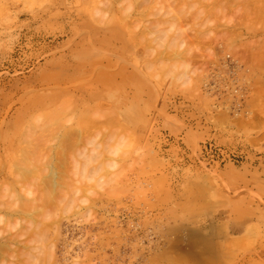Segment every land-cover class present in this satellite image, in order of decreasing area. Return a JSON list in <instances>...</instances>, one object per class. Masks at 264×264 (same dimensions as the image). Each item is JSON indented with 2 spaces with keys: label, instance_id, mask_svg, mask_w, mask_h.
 Instances as JSON below:
<instances>
[{
  "label": "rangeland",
  "instance_id": "1",
  "mask_svg": "<svg viewBox=\"0 0 264 264\" xmlns=\"http://www.w3.org/2000/svg\"><path fill=\"white\" fill-rule=\"evenodd\" d=\"M26 1L0 0V10L2 11H0V133H4V136L0 134V136L2 135L4 137H0L2 138V140L0 139V147L3 148H0V183L2 181V183L7 182V185H12L11 181L14 182L15 176L13 173L17 172V170L15 171V168L20 170V166L18 163H16L14 165L15 168L14 166H11L13 167L14 171L8 169H11L10 164L13 161L14 163L17 162V159L20 158V155L17 156L16 153H14L15 150H13V148L16 149V144L21 146L20 144H23V141H27L25 140V137H28L30 135V131L32 130L31 127H33V129L36 126L38 128L43 127L40 123L39 124L42 127L38 126L37 123L39 120L37 121L36 119L42 120L43 118L44 121L41 122L40 120L41 123H45V121L49 122L46 123V125L43 124L44 126L47 127V124L48 126L51 125L49 126L50 128L53 126L52 130L54 132L52 133L50 128H43V130H45V128L48 129L47 131L45 130L46 134L48 133V131H50V135L56 132L54 135L55 137L53 135H51L53 137L48 134L46 135L47 137L49 136L48 142H46L47 139L44 140V137H46L44 136L45 134L43 135V139H38L41 142H46V147L51 145L48 148H45V146H43L42 144L43 147L41 148L46 149H44V152H50L47 153V156L52 153L50 149L53 151L54 149H56V146L58 147L61 143L62 145L63 143L65 145L67 141H71V139L68 138L67 140H65L64 135H66L67 137L69 133L77 132L78 134L72 133V135L74 134L73 137L71 136V134H69V136L73 138L72 141L78 142V138L75 136H78L79 132L82 133V126V131L84 132L79 136H83V139L78 136L79 139L82 140V142L78 143L80 144L81 150L84 149L85 154L88 151L91 152L93 149H95V144L97 143V141H99L98 143L102 145L101 148L97 144L98 147L101 148V150H104V144H106L110 140L109 137L111 135L113 136V134L116 133L119 137L117 136V138L116 134L114 136L117 139L114 136H111V143L117 142L116 145H114L117 146L118 144L119 148L117 147L116 149L115 146L113 148V145H111L110 143L109 145H106H111L113 150L112 152L114 153V149L117 150L116 154L118 159L116 157V154L113 153V156H115L116 159L120 160L121 162H116V159H112L116 161L112 162V160H110L113 164L109 163V166H111L112 168L116 166L115 169L117 170L113 169L110 171H120L118 174H121V176H119L118 174L114 176L116 173H111V175H109L110 171L108 170L109 177L106 178L103 175V178H106L104 179L105 182L109 178V180L111 181L114 177H116L117 179V177L119 176L117 180L115 179L118 183H115V181L113 180L114 183H111V181V185H108V182V184L105 182V185H103V180H101V178H98L102 181L100 185L101 188H98L99 185L95 187V185H93L92 183L98 180H92V182L91 180H89V183L91 182L90 184L98 189H94L93 186L89 187H93L94 191H96L92 192L93 197L90 196L89 199L92 198L94 199V201H99L95 202L96 205L93 204L92 208L90 207L92 206L90 205V203H94V201H90L89 204L86 203L85 205H87L89 209H95V207L98 206L100 209L96 207L98 209H95L96 211L93 209V212L95 211L96 213L99 210V214L95 215V217L93 216L88 218L90 214L94 215V213H92L91 209L87 210V207H85V205L83 204L81 207L82 209L80 210L79 205L81 204L79 203L78 205L77 202L79 208L75 211L78 212L80 210L79 213L81 214L83 213L82 211H85L82 215L77 216L78 213L75 212V214H73L74 216L71 215V217L70 215L68 217V214H63L66 218H64L63 215L61 216L63 218V220L61 219L60 222L62 223L61 227H63V229L61 228L63 233L62 236H66L65 238L62 237L63 243L61 241L64 246L60 243L61 248L64 247L63 251L73 248L71 250L72 252L70 251V253H73L72 255L76 256V254H82L88 247V249L95 255L94 263L97 262L95 264H103V262L105 264H264V67L260 68L261 66H264V60H260L262 62V64H260V67L257 66V64L259 65L260 63L258 61V58L262 55V59L264 57V49H262L263 51L261 52L259 51L260 56L256 50L260 49L261 47L263 48L264 46V20L262 21V16L260 17V13L262 15L264 14V11H262L264 6H262L263 8H260L262 10H259V13L257 12L259 14L260 20L257 17L258 15L256 17L259 22L257 19L255 20L253 16L256 13V11L254 10L259 9V6H261L260 3L264 1H259L258 4H256V8L255 5H253L254 10H252V7L250 8L251 11L246 8L249 12H244L241 10H246L245 7L240 6V3L243 0H240L241 2L239 3L237 2L241 9L235 7L238 6L235 5L236 1L234 4V8V1L232 0L233 3H231V6L233 7V12H231L232 8L229 10V8L231 7L229 6L230 4L228 5V8L226 5L227 10L226 8H222V10H219L220 7H224V5H220V7L216 6V14L220 11L219 13L222 15L223 10L231 12H229L230 14L227 12L228 15L224 16L225 19H229V17L232 16V13L234 15V11L236 9V11H238V9L239 11L235 14V16H233L234 19H227L228 21L218 13V18L216 16L214 18L217 21L215 23L214 19V21L209 19L211 18L209 14H211L212 12L209 13L210 10L208 11L207 7L204 9L202 8V5L205 4L209 6L210 1L205 4L204 2H202V0V3L199 0L194 1V6H196L199 1L202 6H199L198 3L200 9H203V12L206 10L207 13H209L207 14L208 19L210 20V22L213 21L212 23L215 24V28L219 29V27H222V35L226 34L224 33L225 31L229 33L228 28L231 29V27L235 25V23L237 25V20L239 21L237 16L240 17V12L249 14L248 16L247 14L244 15L247 22L249 21L248 19H252L251 16H253L254 19H252V21L255 20V24L251 22V25L254 26H252L249 32L248 30L250 29V26L246 25L247 22H244V16L242 17L241 14L240 19L242 18L245 24H241L240 22V24L238 25H246L247 30L245 28L246 26H243L241 30L240 26L238 27L235 25V28L238 29L236 30V33H233L232 31L234 30L235 32L234 26L232 27L233 29L230 30V32L235 34L234 36H236L238 34L237 32L241 33V30V34L242 36H245V38L243 37V39L242 36H239V38L243 39L242 41L245 40L244 42L248 41V43L250 44H244V42H242L239 38H236L238 36L234 38H236V40L239 39L237 41L238 43L239 41H241L242 43L238 44L234 40H232L234 41V43H232L231 39H233V37H231V35L233 36V34L230 33L231 35H229L227 33V35H229L231 38L229 39V43L231 42V44H233L232 46L237 47V50H232L233 52L230 50L232 52L230 53L228 49L231 47L229 46V43H225L227 41L225 39L229 38L227 37V35H223L226 36V38L220 36L221 39L217 40V43L212 45V42L216 40H212L211 37L214 35L218 36V34H216L217 32H215V28H211L209 26L212 24H206L207 22H209L208 20L205 22V20L207 19L204 16L206 15V12H204L205 14L203 15V17H205L206 19H200L199 16L202 14V12L198 14L197 18L199 19L195 20L194 15L193 17L195 22H193V18L191 19L194 27L190 26L191 28L193 27L192 29L194 30V33L196 31V27H198L202 23L200 20L204 21L205 24L208 25V28H211H209V30H206L207 27L203 23L201 24V26L203 27L204 25V27H206L205 29H203L202 27H198V29L200 28L198 30V32H200L201 34H198L200 37H205L207 36V33L211 32L210 34L212 36L208 34L209 36H211L209 37L210 39L208 38L209 40H212L211 44L208 43L210 41H208L206 37L205 39H207L206 41L208 42L204 41L205 39L203 37L202 38L204 40L202 38L201 40L198 36L196 37V39L204 41V44L208 43L212 47L214 46L213 48H215V50L208 44L206 45L207 47L213 49L214 52H211V50H207V47L206 50L207 53L211 52L213 53V55H215L216 53L215 58L212 54L211 55L213 60H217H215V62L210 59L209 62L208 59L207 61L205 60L206 55H208L203 52L205 50V47L202 51V48H200V46H202L201 43V45H198L199 48H196L197 46H194L192 42H197L199 44V42L201 41H196V39L190 40V37H188V35H185V37L184 34H190V32L188 31L192 32L190 27H185L188 28V30L186 31L185 29L186 33L183 34V38L185 37L184 39L187 40H184L185 43L183 44V46L185 47L187 44L188 46H190L189 43H192V50H194V48L196 49L194 50V52L197 51V49H201L200 51H198L200 53L203 52L206 54H204V56L203 54H197L195 52L199 56L203 55L202 57L200 56V58L202 59L199 61L195 59L197 55L194 57V60L193 58H188L191 55H189L188 57L186 56L191 64L190 66L189 62H187L186 59H184L185 63H183V60L181 59L184 57H180L181 59H176V52L171 53V50L169 49L171 56L174 54L173 57H175L178 62L182 61L181 63H178L176 61L175 68L180 64L182 65V63L184 64L182 68L184 67L186 69L187 65L191 67H189L190 71L188 66V71L185 70V73H188V75L186 74L187 76H185V78L187 77L189 81L187 80V78L181 79L184 75V72L181 74L179 72H182V70L184 71V68H177V70L179 71L176 70L177 74L179 73L180 77L182 76L181 78H179V74L177 75L176 73L170 71L169 65L173 68L174 66H172L171 62L168 60L170 58H166L169 55H164L166 59L162 55L164 51L167 52L168 49L165 50L161 48V50H164L162 52L159 50V47L156 44H154L156 45V47L152 45V47H154L156 50L155 52H158L156 49L158 47V53H162L161 56L165 59V61H169H166V63H169V65H166V68H163L161 65L163 64L164 60L158 61L156 60L158 59V57L156 56L155 60L160 63L162 62V64L158 63V65L160 64L159 67L161 66L162 68H158L157 66H155L158 70L161 69V74H149L147 70H145V63L151 62L153 64L154 62V65L157 64V62H155L153 58L156 53L154 55L152 54L153 56L151 55V58H149V55L153 53L152 51H154V48H151L152 51H150L149 55L147 54V58L146 53L149 50L144 48V46H137L130 38L128 26H132V23H138L139 28L134 25L132 27H136L137 29H135L138 30V32L140 31V33H143V31H149L151 30L152 26L155 27V25H157V23H154V20L157 21V16H159V20L167 16H164L163 13L160 14H163L161 18L158 13H156V18L154 17V15L156 14L147 15V13L152 12L151 10L157 9L156 12L159 11L160 13L161 9H163V5H161V8L159 7L160 9L157 5V8H154L155 1L153 0H143L144 2L153 1L152 3L150 2L151 6H153L151 8L153 9L150 8V3L148 4V2H146L147 4L139 2L137 4L136 1L142 0H134L136 3L135 5L134 3L132 4V0H126L127 2H129L127 4H130V10L132 14H130V10L129 13L128 10H125L127 9L126 7L125 9L123 8L124 6H128L125 3V0H119V2H117L119 5L116 3L117 0H113L114 2L112 0V2L110 0H107V2L109 3L108 7L109 5L110 7L111 5H113L112 9L114 8V11L110 8H107V11L105 9L106 13H109H105L106 16L108 15V19L111 18L109 22H107V18L103 19V17L106 16L105 14H102L103 12H105L103 9L107 5L106 0L105 2L104 0H101L103 1V3L100 1L97 2V0H82V2L80 0ZM90 1L92 4L88 5L86 2L90 3ZM173 1L174 0H172L171 3ZM179 1L180 0L176 2H183L184 5H187L186 3H184V1ZM190 1L191 2L189 3L193 2V0ZM216 1H218V4H221V1L222 4L223 2H225V0ZM83 2L86 3L85 6ZM27 3H31V5H28ZM97 3L98 5L99 3L103 4L104 7L102 8L100 6L102 8L101 9L97 5ZM131 4L133 6L135 5L136 8H133ZM183 4L181 5L182 7ZM193 4H188L189 9L185 7V9L187 8V12L184 16L187 15V17L182 16L183 19L188 18V16H190L192 12L195 13V10L200 11V9H198V6V8L196 7L197 9H194V11L190 10V6H192ZM173 5L174 4H172L171 6L170 4L167 5V7L170 6L171 8L173 7ZM97 6L99 9H96ZM210 6L212 7L211 4ZM120 7V11H127L126 13H123V16L124 14L127 15L125 16V18H127V21L125 20L124 24H122L123 22L120 18L122 17V15L120 14L122 13V11H119ZM86 9L90 10L88 11V13L90 12L89 14L87 13ZM100 9L103 10V12ZM144 9H147V11H145ZM165 9L168 10V8L164 7L163 10ZM94 10H100L101 13H99V16L101 17L99 18H102L103 20L107 19V21H105L104 23L102 22V19L98 20V17L93 18L95 17V15H98V11L95 12ZM141 10H144V15H146L147 17L145 16L143 18V15V19H139L143 14V12L142 14H140ZM188 10L191 11V14L188 13ZM211 10L214 9L211 8ZM110 14H113L112 17ZM224 14L225 12L223 13V15ZM212 15L214 14L212 13ZM246 16L248 17V19ZM128 17L131 18L129 19ZM112 18L113 21L112 23H110ZM125 18L123 17V19ZM220 18H223V20L218 22ZM95 19L96 21H98L96 22ZM162 19L160 20V22H164V19ZM188 19L187 24L189 23L192 25V22ZM151 20H153V24L155 25H152L151 23L152 26L150 27L149 25L150 29L145 30V28H149L146 26H148V24L152 22ZM233 21L236 22L233 23ZM184 22L186 21L184 20L183 23ZM225 22H227L229 25L231 23V26H227L228 30L224 31L226 27H224L223 24L225 25ZM216 23L218 27H216ZM179 25L181 26L180 23ZM140 28L144 30L142 31ZM182 29L183 27L181 28V30ZM201 29L204 32H201ZM212 31H214L215 34L212 33ZM252 31H257V34L254 32V35ZM181 32H183V30ZM198 32L196 31V33ZM150 33L151 32L149 31L146 33V35H150ZM190 36L194 37L195 35ZM217 36L214 39H219V37ZM147 37L149 38V36ZM171 37H173V34ZM223 39L225 41H223ZM223 42L228 46L224 47ZM251 42L253 44L255 42V46L258 45V48H254V50H256V53L254 52L255 54H257L256 56L254 55L252 50V48L255 46ZM235 43L237 44L235 45ZM240 45H242L241 49L239 48ZM250 46L252 48H250ZM182 47L181 49H179L180 51H183L186 48L185 47L183 49ZM225 48L228 49L225 50ZM192 50L190 47V52L194 54ZM185 51L187 50H184V52ZM187 52L188 54L190 53L189 51ZM242 53H245V56ZM247 53L249 56L246 55ZM184 54L186 55L187 53ZM227 54H234L233 56H237L238 60L235 59L236 57L234 58L230 55L226 56ZM250 55L253 57V60L254 57H257V60L253 61L256 63L251 62L252 60H250ZM199 56L197 57V59H199ZM247 56L250 59L247 60V64H245ZM203 57H205L204 60ZM238 57H241L242 59L243 57H246V59L244 58L245 61L240 60V62ZM249 64L251 67L253 66V64H256V66H253V68L255 69L257 67V70L255 69L254 71L253 68H247ZM258 67L260 68V70ZM164 69L167 70V72H165ZM245 69L247 70L245 71ZM163 71L165 73H163ZM191 71V76H194V78H191V76L189 77V72ZM203 71H206L204 75L201 74ZM249 72L254 74L250 75ZM197 73H199V75ZM247 73L249 74V76ZM175 74L178 79L175 78ZM196 75H198V77L200 76L199 80L197 79L198 77H195ZM195 78L197 80L193 81ZM191 81H193V85L196 84L197 86H193L192 84L190 86L189 84L191 83ZM190 87H196V90L199 89L197 90L199 93H196L197 91L194 92L195 88L191 89ZM191 90H194V93ZM71 93L72 96L74 94L76 97H71ZM65 95L68 97H66ZM65 97L67 99H64ZM67 100L72 103L67 104L69 103ZM53 105H55V107ZM61 106L64 108L66 107L65 109L67 110L71 108V106L73 107L68 110H71L69 113H65L68 111L64 110V108L62 109ZM51 109L56 110V112L58 113H54V110L51 111ZM96 111L98 112V115L97 113H95L96 115L94 114V112ZM46 112H51L53 115L51 113L47 114ZM59 112H63L64 114L62 115V113ZM100 112L101 115L103 114L105 116V120H100L101 117L104 118V116H101L99 114ZM111 112L113 113V115L111 114ZM33 115L36 117V119ZM93 115H95L96 117H93ZM108 115H112V118ZM43 116L46 118H44ZM59 116L60 120L58 121ZM64 116L67 117L64 118ZM55 118H57V120ZM107 118L110 120H108ZM65 119H67L68 123L65 122ZM80 119L82 121H80ZM83 120L86 121L85 124ZM32 121L34 122L32 123ZM56 121H58V123ZM114 121L116 122L117 126ZM81 122L83 123V125ZM103 122L106 124H102ZM107 122L110 125L107 124ZM76 123H79V125ZM11 125L12 127H10ZM106 125H108V127ZM8 126L10 127V129ZM76 126H80L81 129L78 130L79 132L75 130L77 128ZM37 127L36 129H38ZM15 128L19 130L16 131ZM28 128H31L29 129L30 131H27ZM69 128L70 130H67ZM25 129L27 132H29V135H27L28 133L25 132ZM104 129L110 135L105 134L106 132L104 131ZM9 130L12 131V133ZM34 130L32 131V134ZM19 131L20 134L17 133ZM24 132L25 137L23 136ZM42 132L37 133L42 135ZM9 133L11 135H9ZM57 133L59 134V136ZM38 134H36L37 138L39 137ZM99 135L100 137L97 138ZM36 136L33 137L32 135L33 138L31 136L28 138V140H30L31 138L33 139L30 140L32 145H35L36 143V141L35 143H32L34 142V138L36 140ZM126 136L128 139L127 141H125L126 143L123 144L126 146H128L129 143L132 144L131 147L130 145L128 146L130 149L127 148L129 150L128 153L126 151L127 149L124 150L125 148L122 147V143L120 144V141H124ZM11 137H13V140H11ZM17 137L20 139V142L23 139L22 143L18 142ZM9 139L12 145L9 143ZM55 140L56 142H58L56 143ZM3 141H6V143L3 144ZM72 141L67 143H73ZM92 141L94 144L92 143ZM41 142L37 143V145L41 144ZM26 143L30 145V142L27 141ZM26 143L21 146V148H23V146L26 145L24 146V149H22V151H24L25 148L28 150V145ZM92 144L94 145V147L90 151L91 147L93 146ZM89 145L92 146L90 147ZM11 146H13V148ZM9 147H11V149ZM80 148H78L77 146V149H79L78 151H80ZM108 148L109 147H107V151H105L106 153L103 154L105 157H107L110 153ZM7 149H9V152L10 150H13L9 154L11 159L7 156L8 153H4V151L8 152ZM18 150L21 151L19 147ZM118 150L122 152L118 154ZM30 151L31 153H35L36 150L32 151L31 149ZM30 151L28 150V152L26 151L22 153L28 154ZM93 151H95L96 153L100 150L98 151L96 148ZM21 152H19V154ZM122 153L126 155L121 156L120 154ZM41 154L42 156L39 157V159L37 158L38 160H34L38 162L39 160L41 161L47 158L46 156H44L45 158L42 159L43 154L45 153L42 152ZM24 155H22L21 158H25L26 156ZM29 155L30 154H28V156ZM12 157L14 159L17 158L15 159L16 161ZM32 157L34 158L35 156H31L30 160ZM66 157L69 159L70 157H72V155L69 154V157ZM73 157L77 158L75 155ZM110 158H112V155L110 156ZM49 159L51 158L49 157ZM70 159L69 161H67V164L65 163L67 167L65 168L67 170L74 169L71 166L72 160ZM46 160L48 162V158ZM7 161L10 162V164ZM45 161L43 166L46 164ZM124 161L125 164H123ZM42 162L43 161H41L40 164ZM68 162H70V164H68ZM115 163H119L121 165L119 166ZM109 166H107V169ZM121 167L122 171L120 169ZM49 169H45V171L47 170L45 172L47 173V175ZM25 170L26 169H23V174L28 171L26 170L25 172ZM77 170L73 171H75L76 173ZM105 170L106 169H104L102 172H105ZM141 170L144 172H142ZM20 171L17 174H20ZM31 171L29 173H31ZM65 173V176L71 174L72 178H70L71 176L69 177L70 179L68 178L69 181L71 180V183L69 185H72L74 187L77 184L78 186L81 185L79 183V178H81L80 175L84 174L85 172H79L80 174L76 173V175H74L72 171L68 174L67 172ZM105 175L107 176V171ZM101 176L102 175H100V177ZM12 177L14 180L11 179ZM49 177L50 172L49 175L46 176V178L43 180V182H47L48 178L46 189L48 188L52 190L53 185L51 186L52 183L49 184V181L53 180L54 177H52V175L50 179ZM65 178L67 179V177ZM74 178H78V180H75ZM4 179L7 180H5L4 182ZM8 181L11 183H9ZM65 181L66 180H64V182ZM17 184L18 183H16L15 185L17 186ZM107 185L110 188L106 187L105 190L104 187ZM81 186L83 187V185ZM11 187L13 188V186ZM82 187L79 186L80 189ZM84 189H86V191L89 190L87 188ZM107 189H110L109 192L112 191L113 193H109ZM92 193H90V195ZM87 194L88 193L85 194L84 191L85 196L82 195L84 196L83 198H85ZM1 195H3V193H1ZM4 195L3 198L0 196L4 201H7L8 198L11 197L10 195L14 196L13 194H7L8 198H5ZM11 199L12 200L10 201H13V197H11ZM1 200L0 203L2 204L4 201ZM78 200L82 201V198H79ZM7 202L6 204H8ZM3 204L4 206H6L5 203ZM0 210V214H2V216L6 214L4 212L6 210L5 207L2 208L1 206ZM86 214L89 215L87 216ZM83 215H86L87 217L85 218V216ZM5 216L8 215L6 214L4 215V217ZM5 218H0V221H2L1 224H4L3 220H5ZM14 219L15 218H13L12 223L15 222ZM17 219L21 218L18 217ZM22 219L21 221H23ZM10 220L11 218L9 219L8 223H11ZM5 221V224L7 225V218ZM24 221L26 222L25 219ZM17 223L18 222L16 221V224ZM24 223H19V225ZM16 224H14V226L9 224V228H11V226L12 228L15 227ZM6 225H0V242H2V239L5 236H7L8 231L6 229ZM28 226L29 225H23L22 227V229H25L23 230L25 233ZM18 228H20V226ZM5 229L7 232L5 231ZM13 230L15 232L17 230V226L13 228ZM117 230H121L122 234L119 233V237H121V239H118H120V241L123 240V243L113 241L115 238L113 239V236H110V233H114V237L116 234L119 235L116 232ZM4 231L6 232V235L2 234V232ZM109 236L111 237L110 240H112L110 241L109 245L111 247L106 246V248L104 247L105 249H100L98 241L96 240L103 238L106 240ZM86 238L87 240H85ZM240 238H243V241L240 240ZM235 240L236 244L234 243ZM232 241H234L233 244H238V246L231 245L232 243L230 244V242ZM238 241L241 244H239ZM77 243H79L80 245ZM69 246L72 248H70ZM95 246H97V248ZM99 250H103L101 254L97 253L99 252ZM60 251L62 252V249ZM60 254L61 253H58V255ZM157 254L162 255V257L159 255L162 260L157 259V261L155 258L154 261H151V259L154 258L153 255L156 256ZM101 256L104 257L100 259ZM159 256L156 257L158 258ZM107 261L108 263H106Z\"/></svg>",
  "mask_w": 264,
  "mask_h": 264
},
{
  "label": "bare ground",
  "instance_id": "2",
  "mask_svg": "<svg viewBox=\"0 0 264 264\" xmlns=\"http://www.w3.org/2000/svg\"><path fill=\"white\" fill-rule=\"evenodd\" d=\"M25 1H26V0H25ZM33 1H34V0H33ZM80 1L82 2V0H80ZM85 1H86V0H85ZM85 1H84V2H85ZM88 1H89V0H88ZM92 1H93V0H92ZM98 1H100V2L103 3V1H101V0H97V2H98ZM110 1H111V0H110ZM112 1H113V0H112ZM112 1H111V2H112ZM123 1H124V0H123ZM127 1H128V0H127ZM127 1L125 0V3H126V4L129 3V2H127ZM133 1H134V0H132V4L134 3V4L136 5L135 1H134V2H133ZM153 1H155V5H154L155 7H154V8H157V6H158V8H159V7L161 8V5H163V6H162L163 9H164V7H165V8H168V10L165 9L166 12H165V10H163V9H161L160 13H159V11L156 12L157 9L151 10V11H152L151 13L149 12V10H148L149 13L146 12L147 15H149V14H156V13H158L159 15H160L161 13H163L164 16L167 15L166 17H163L164 22H160V20L162 19L161 16H163V14L160 15V18H161L160 20H159V16H157V14L154 15L155 18H156V16H157V18H156L157 21L154 20V23H157V25L153 24V20H151L152 22H150V24L147 23L148 26H146V27H149V25H150V27H151L152 25H155V27H154V26L151 27V30H149L150 27H149V28H145V30H149V31L151 32L150 35H152V34H153V35H152V36H150V35H148V34L146 35V33L149 32V31H146V32H145V31H143L144 29L142 30L141 28H140V29L143 31V33H142V32L140 33V31L138 32V30H136V29L139 28V27H138V23L136 24V22H134L136 25H135L134 23H132V26H133V25H134V26H137V28H136V27L133 28L132 26H128V27H129V28H128V31H129V35H130L131 40H132L137 46H139V45H140V46H144V48H146L147 50H149V51H147L146 56H147V54H148V55L150 54V51H152L151 48H154V47H152V45L155 46V47H156V45H157V46L159 47V50L162 51V52H163L164 50H161V48H163V49H165V50L168 49L167 52H168L169 54H168L167 52H165V51H164L163 54H162V53L159 54V53H158L159 50H158V47H157L156 49H157V51H158V52H157L158 55H157V53L155 52V51H156L155 48L153 49L154 51H152L153 53H151V54L149 55V56H150L149 58H151V55H152V54L154 55V54L156 53L155 56L152 55L153 58H154V61H155V62H157L156 60H158V61H162V60H164V61H163L164 66H163L162 62H161V63H160V62H157L156 65H154V62H153V64H152L151 62H150L151 64H150L149 62H148V63H145V70H147V72H148L149 74H151V75H154V74H156V73L161 74V73H160V70H161V69L158 70L157 67H158V68H162V67L164 68L166 65H169V63H168V64L166 63L167 60L165 61L166 58H167V59H168V58L173 59V60H170V59H168V60L171 62V65L174 66V68H175V66H176V61H177L176 59H177V58L179 59L180 57H184V58H182V59L180 58V59L183 60V63H185V60H184V59H186V61L189 62L188 59H187V57H188L189 55H191V56L194 55L193 57H191V56L188 57L189 59H190V58H191V59L193 58V60H194V57H195L197 54H203V55H204V54L206 53V54L209 55V53H210L209 56L205 54V55H206V59H205V57H203V60L205 59V60L207 61V59H208V62H209V59H210V60H213V58H212L213 53H211V52H214L215 48H213L214 46L212 47V46L209 45L208 43L211 44L212 40H216V41H213V42H212V45L215 44V43H217V40H220V39H221L220 36L227 35L228 32L225 31V30H228V29H229V30H228V31H229V33H228L229 35H231V34H233V33H236V30H238V29L235 28L236 26H238V27L240 26V27H241L240 29L242 30V27H243L244 25L242 26V25H238V24H240V22H241V24L244 23V22H247V20L245 19V16H244V15H246L247 13L244 14V12H249V11H251V9H250L251 7H252V10H254V8H253L254 6H253V5H255V8H256V4H258L259 1L261 2V0H243L242 2H241L240 0H238V1H237V0H233V1H234V3H233L232 0H225V2H223V4H222V1L220 2L221 4H218V1H216V0H214V1H213V0H212V1H211V0H205V1L202 0V2H204V4L210 1V2H209V6H208L207 4H205V5H202V6H203V7H202L201 4L199 3V1L201 2V0H199V1H198L199 6H201L203 9L207 7V10H208V11L210 10L209 13L212 12V13L214 14V15H212V13L209 14V13H207V11L205 10L204 12H206V15H204L205 13L203 12V9H200V7L198 6V3L196 4V6H194V5H195V2H194V1H197V0H193L194 4H193V2H192V3H189V2H191L190 0H180V1H184V3H186L187 5H184L183 2H181V3H177L176 1H178V0H174L172 3H171L172 0H153ZM153 1H152V2H153ZM180 1H179V2H180ZM187 1H188V3H187ZM235 1H236V4H235ZM262 1H264V0H262ZM26 2H28V1H26ZM30 2H31V1H30ZM81 2H80V3H81ZM84 2H83V3H84ZM95 2H96V1H95ZM104 2H105V0H104ZM113 2H114V1H113ZM117 2H119V0H117L116 3H117ZM136 2H137V4H138V2H139V3H144V4H145L146 2H148V4H149L151 1H146V2H144V1L142 0V1H136ZM152 2H151V3H152ZM202 2H201V3H202ZM211 2L214 3V4H212ZM237 2H238V3L241 2V3H240V6L245 7V9H246V8L249 9V11H247V9H246V10L241 9V8L239 7V5H238ZM86 3H87L88 5H89V4H90V5L92 4L91 1H90V3H88V2H86ZM86 3H84V6H85ZM151 3H150V5H149L150 8L153 7V6H151ZM176 3H177V5H178V4H180V5L177 6ZM224 3H226V4H224ZM231 3H233V7H234V4H235V5H238V6H235V7H236V8L238 7L239 9H241L242 11H244V12H242V13L240 12V17H241V14H242V17L244 16V19H245V20H244V22H243V19H242V18L240 19V17L237 16V18L239 19V21L237 20V22H238L237 25H236V23H235L236 26L233 25L234 28H235V32H234V30H232V29H233V28H232L233 26L231 27V29L227 27V26H231V23H230V25H229L227 22H225V25H226V23H227V25L225 26V25L223 24V26L226 27L225 29H224V28H223V29H224V31H225L224 33H226V34H223V35H222V33H223L222 30H221L222 27H219L220 30H219L218 28H215V24H214V23L217 22V21H216L214 18H215V16L218 18L219 15H220V16H223V17L226 16V15H228L227 12L229 13L230 11H224V10H223V13L225 12V14L223 15V13H222V15H221V14L219 13V12H220L219 10H222V8L225 9V8H226V5H227V8H228L229 6L232 5ZM262 3H263V5H262ZM0 4H1V3H0ZM27 4H28V5H31V3H30V4L27 3ZM104 4H105V3H104ZM106 4H107L106 7L103 9L104 11H105V9H106V11H107V8L112 9V6H113V5H111V7H110V5H109V7H108V4H109V3L107 2V0H106ZM112 4H113V3H112ZM117 4H118V3H117ZM126 4H125V5H126ZM132 4H131V5H132ZM146 4H147V3H146ZM170 4H171V6H172V4H174V5H176L177 7L174 6V5H173V7H171V8H170V6L167 7V5H170ZM182 4H183V7L181 6ZM188 4H190V5L193 4L192 6H190V8H191L190 10H193V11H194V9L198 6L199 8H198V7H197V8L200 9V11L195 10L196 12H195V13L192 12V14H191V11L188 10V11H189L188 13L191 14V15H190L191 17L188 16V18H190V19H188V18L183 19L182 16H184L185 13L187 12L186 9H187V8L189 9ZM210 4L212 5V7L210 6ZM229 4H230V5H229ZM97 5H98V3H97ZM115 5H116V4H115ZM118 5H119V4H118ZM127 5H128V4H127ZM135 5H134V6L132 5L133 8L135 7ZM156 5H157V6H156ZM164 5H165V6H164ZM213 5H214V6H213ZM220 5H221V6L224 5V7H220ZM228 5H229V6H228ZM260 5H261V6L258 5V6H259V9L254 10V11H256V13H255L256 15H255V14L253 15L254 18H255V20L257 19V17L259 18V14H258L259 12H258V11H259V10H262V9H260V8H263L262 6H264V2H261ZM0 6H1V5H0ZM98 6H99V7L101 6L102 8L104 7V5L101 4V3H99ZM98 6L96 7V9L98 8ZM121 6H122V4H121ZM123 6H124V5H123ZM132 6H131V7H132ZM137 6H138V5H137ZM216 6H219V7H220V9L218 10L219 12H217V14L219 13V15H217V14L215 13V11L217 10V9L215 8ZM258 6H257V8H258ZM82 7H83V6H82ZM93 7H94V6H93ZM101 7H100V8H101ZM125 7H126L127 9H125ZM185 7H187V8L185 9ZM213 7H214V8H213ZM219 7H218V8H219ZM233 7L231 6V7L229 8V10L232 8L231 12H233ZM235 7H234V8H235ZM94 8H95V7H94ZM94 8H93V9H94ZM102 8H101V9H102ZM123 8H124L125 10H128V13H129V10H130V4H129L128 6H124ZM123 8H122V9H123ZM128 8H129V9H128ZM135 8H136V7H135ZM146 8H147V7H146ZM148 8H149V7H148ZM160 8H159V9H160ZM197 8H196V9H197ZM208 8H209V9H208ZM211 8L214 9V10H211ZM227 8H226V10H227ZM3 9H4V8H3ZM5 9H6V8H5ZM98 9H99V8H98ZM101 9H100V10H101ZM113 9H114V8H113ZM113 9H112V10H113ZM120 9H121V7L119 8V11H120ZM151 9H153V8H151ZM159 9H158V10H159ZM239 9H238V11H239ZM100 10H94L95 12L98 11V13H97L98 15H95V17H93V18H97V17H98V20L102 19V18H99V17H101V16H99V15H100L99 13H101V11L103 12V10H101V11H100ZM125 10H124V11H125ZM133 10H134V9H133ZM144 10H145V9H144ZM144 10H141V13H140V14H142V12H143V14L141 15V18H139V19H143V18L146 16V15H144V14H145V13H144ZM236 10H237V9H236ZM236 10L234 11L235 14L238 12V11H236ZM0 11H1V10H0ZM4 11H5V10H4ZM86 11H87V13H88V11H90V10L86 9ZM106 11L103 12L102 14H105ZM113 11H114V10H113ZM121 11H122V13H120V14L122 15V17H120V18H121V21L123 22L122 24H124L125 20L127 19V18H125V16H127V15L124 14V16H123V13H126L127 11H125V12H124L123 10H121ZM121 11H120V12H121ZM135 11H136V9H135ZM145 11H147V9H146ZM153 11H154V13H153ZM162 11H163V12H162ZM213 11H214V12H213ZM262 11H264V8H263ZM1 12H2V11H1ZM91 12H93V11H91ZM108 12H109V10H108ZM132 12H134V11H132ZM139 12H140V11H139ZM164 12H165V13H164ZM201 12H202V14L199 16L200 19H201V18L203 19V18H205V17L207 18V19L205 18L206 20L204 19L205 22H206L207 20L209 21V22H207L206 24H208V23L212 24V25H209V26H210L211 28H215V30H216L215 32H217L216 34H218V36H217V35H216V36L219 37V39H218V38H217V39H214L216 36H215V35H214L215 37L212 36V35L210 34L211 32L207 33V36H208V37L205 36L207 39H208L209 37L212 36V37H211L212 40H209L210 38L208 39V41H210V42L206 41L207 39H205L204 36H201V37L199 36V35H201V34H200V32H198V30L200 29V28L198 29V27H202V26H201L202 23L205 24V22L202 21V20H200L202 23H201L198 27H196V31H197L198 33H196V31H195V33H194V30L192 29V28L194 27V26H193V22H195L196 19H199V18H197V17H198V14L201 13ZM221 12H222V11H221ZM231 12H230V13H231ZM257 12H258V13H257ZM89 13H90V12H89ZM89 13H88V14H89ZM128 13H127V14H128ZM193 13H194V14H193ZM196 13H197V14H196ZM230 13H229V14H230ZM106 14H109V13H106ZM106 14H105V16H106ZM120 14H118V15H120ZM130 14H132V13H131V10H130ZM207 14H209V15L211 16V18H209L210 20H213V19L215 20V21L213 20L214 23H212L213 21L210 22V20L208 19V15H207ZM235 14L233 15V13H232V14H231L232 16L229 17V19H230V18L232 19L233 16H235ZM251 14H252V13H251ZM110 15H111V17H112L113 14H110ZM143 15H144V16H143ZM194 15H195V20H194V17H193ZM196 15H197V16H196ZM203 15H204L205 17H203ZM248 15H249V14H247V16H248ZM257 15H258V16H257ZM107 16H108V15H107ZM107 16H106V17H103V19H104V18H107V19H108ZM114 16H115V14H114ZM129 16H130V15H129ZM136 16H137V15H136ZM142 16H143V18H142ZM151 16H153V15H151ZM210 16H209V17H210ZM247 16H246V17H247ZM250 16H251V15H250ZM253 16H251L252 19H254ZM256 16H257V17H256ZM261 16H262L261 20L263 21V20H264V19H263L264 14L262 15V14L260 13V17H261ZM123 17H124L125 19H123ZM146 17H147V16H146ZM168 17H169V18H168ZM184 17H187V15L184 16ZM109 18H110V16H109ZM118 18H119V17H118ZM128 18H129V17H128ZM130 18H131V17H130ZM130 18H129V19H130ZM133 18H134V17H133ZM133 18H132V20H133ZM135 18H137V17H135ZM150 18H151V17H150ZM155 18H154V19H155ZM192 18H193V22L191 21ZM217 18H216V19H217ZM103 19H102V22L105 23V21H107V19H105V20H103ZM110 19H111V18H110ZM110 19H108L107 22H109ZM122 19H123V20H122ZM146 19H147V18H146ZM151 19H152V18H151ZM163 19H162V20H163ZM167 19H168V20H167ZM180 19H182V20H180ZM187 19L190 20V21L192 22V25L189 24V23H188L189 25L187 24ZM224 19H225V17H224ZM227 19H228V18H227ZM227 19H225V20H227ZM229 19H228V20H229ZM231 19H230V20H231ZM233 19H234V18H233ZM247 19H248V17H247ZM252 19L249 18V19H248L249 21H248L247 23H249V22H250V23H249V24L246 23V25L250 26V27H249L250 29L248 28V29H249V30H248L249 32H250L252 26H254V25H251V22H252V23L255 22V20L252 21ZM98 20H97V21H98ZM136 20H137V19H136ZM136 20H135V21H136ZM165 20H166V22H165ZM179 20H180V21H179ZM184 20H185L186 22L183 23ZM218 20H219V19H218ZM221 20H223V18H222V19L220 18V20H219L218 22H220ZM228 20H227V21H228ZM250 20H251V21H250ZM257 20H258V19H257ZM259 20H260V18H259ZM259 20H258V22H259ZM95 21H96V19H95ZM97 21H96V22H97ZM112 21H113V18H112V20H111L110 23H112ZM126 21H127V20H126ZM140 21H141V20H140ZM146 21H147V20H146ZM158 21H159L160 23H159ZM200 21H199V22H200ZM107 22H106V24H107ZM137 22H138V21H137ZM234 22H236V21H233V23H234ZM100 23H101V22H100ZM104 23H103V24H104ZM143 23H144V21H143ZM151 23H152V25H151ZM161 23H163V24H161ZM166 23H167V24H166ZM179 23H180L181 26L183 27V29H182L183 32H181V31H182V30H181L182 27L179 25ZM182 23H183V24H182ZM185 23H186L187 25H186ZM130 24H131V23H130ZM147 24H145V25H147ZM206 24H205V26H206L207 28L204 27V25H203L202 28H203V29L206 28V30H207V29L209 30L210 27L208 28V25H206ZM244 24H245V23H244ZM254 24H255V23H254ZM259 24H260V23H259ZM101 25H102V24H101ZM104 25H105V24H104ZM141 25H142V24H141ZM165 25H166V26H165ZM213 25H214V27H213ZM246 25H245V26H246ZM139 26H140V25H139ZM190 26H193V27L191 28ZM245 26H244V27H245ZM256 26H257V23H256ZM142 27H143V26H142ZM160 27H161V28H160ZM185 27H188V28L190 27V29L192 30L193 33H192L191 31H188V32H190V34H189V33L187 34V33L185 32V29H186V31H187L188 28H185ZM216 27H218V26H217V23H216ZM238 27H237V28H238ZM135 28H136V29H135ZM152 28H153V29H152ZM211 28H210V29H211ZM227 28H228V29H227ZM245 28H246V30H247V26H246ZM140 29H139V30H140ZM190 29H189V30H190ZM253 29H254V27H253ZM253 29H252V30H253ZM218 30H219L220 34H219ZM230 30H232L233 33H231ZM241 30H240V32L242 33ZM202 31H203V30L201 29V32H202ZM210 31H211V30H210ZM144 32H145V34H144ZM203 32H204V31H203ZM221 32H222V33H221ZM252 32H253V31H252ZM254 32H255V31H254ZM254 32H253V33H254ZM184 33H186V34H184ZM212 33H214V31H212ZM230 33H231V34H230ZM237 33H238V34H237L236 36H238V37L234 36L235 34H233V36L231 35V37H233V39H231L230 36L227 35V37H229V38L225 39V40H227L225 43H229V39H231V42H232V43H234V41L237 42V41L240 39L239 36H240V37L242 36L241 33H239V32H237ZM253 33H252V34H253ZM255 33L257 34V31H256ZM255 33H254V35H255ZM172 34H173V37L175 36L174 38L171 37ZM183 34H184V36H185V35H188V37H190V40H195L197 36H198L200 39L203 37L205 40H204L203 38H202V39H203L204 41L208 42L207 44H208L209 46H211V48H213L214 50L211 49V48H209V47H207V46H206L207 44H204V41H201L202 39H201V40L196 39V41H198V40L201 41V42H199V44H198L197 42H192V41H191V42L193 43L194 46H197L196 48H199L198 45H201V43H202V46H203V47L200 46V48H202V51H203V48L205 47V48H204L205 50L203 51V52H205V53H203V52L200 53L199 51H200L201 49H200V50L197 49V51H195V52L197 53V54H196V53L194 52V50H196V49L194 48V50H192L193 45H191L192 43L190 44L189 42H186V43H189V45H190V46H188V44H187V45L185 46V47L187 48V49H186V48L183 46V44L185 43V41H186L187 39H186V40L184 39L186 36L183 38ZM198 34H199V35H198ZM208 34L211 35V36H209ZM214 34H215V33H214ZM243 34H244V32H243ZM127 35H128V34H127ZM170 35H171V36H170ZM190 35H193V36L195 35V36L192 37V36H190ZM203 35H204V34H203ZM147 36H149V38H148ZM151 37H152V38H151ZM223 37L226 38V36H223ZM234 37L239 38V39L236 40V38H234ZM243 37L245 38V36H242V38H243ZM250 37H252V36H250ZM193 38H194V39H193ZM244 38H243V39H244ZM149 39H150V40H149ZM243 39H240V40L242 41ZM246 39H247V38H246ZM184 40H185V41H184ZM190 40H189V41H190ZM225 40L223 39V41H225ZM232 40H234V41H232ZM128 41H129V40H128ZM241 41H239V43H242V42H244L245 40L242 41V42H241ZM260 41H261V40H260ZM85 42H86V41H85ZM85 42H84V43H85ZM129 42H130V41H129ZM206 42H205V43H206ZM231 42L229 43V46H230L231 48H229V49H228V48H225V50H226V49H228L229 51H230V50H231V51H232V50H237V49H236L237 47L232 46L233 44H231ZM249 42H250V41H249ZM258 42H259V40H258ZM258 42H257V44H258ZM86 43H88V42H86ZM225 43L223 42L224 47L228 46V45L225 44ZM237 43H238V42H237ZM237 43H235V45H236ZM239 43H238V44H239ZM246 43H247L248 45L250 44V43H248V41L244 42V44H246ZM251 43H252V42H251ZM88 44H89V43H88ZM154 44H156V45H154ZM195 44H196V45H195ZM230 44H231V45H230ZM252 44H253V43H252ZM252 44H251V45H252ZM259 44H260V43H259ZM204 45H205V46H204ZM216 45H218V44H216ZM223 45H221V46H223ZM248 45H247V46H248ZM253 45L255 46V42H254ZM253 45H252V46H253ZM262 45H263V44H262ZM182 46H183V47H182ZM243 46H244V45H243ZM245 46H246V45H245ZM257 46H258V45H257ZM257 46H255V47H253V48L250 46V48H252L253 53L257 50V52H258V54H259L261 51H263L262 49H264V46H263V48L261 47L260 49H256V50H254V48H256ZM83 47H84V46H83ZM181 47H182L183 49L185 48L184 50H187V51H189V52H190V47H191V50L194 52V54L191 53V52L188 54V52H187V51L184 52V50H183V51H182V50L180 51L179 49H181ZM206 47H207V50H209V51L211 50V52L207 53ZM233 47H234V48H233ZM188 48H189V50H188ZM239 48L241 49V48H242V45H240ZM245 48H248V47H245ZM245 48H244V49H245ZM257 48H258V47H257ZM169 49H170L171 51H170ZM223 49H224V48H223ZM82 50H83V49H82ZM178 50H179L181 53H180ZM198 50H199V51H198ZM212 50H213V51H212ZM169 51H170L171 53H172V52H174V53L176 52V53H175V57H176V59H175V57H173L174 54L171 56V53H170ZM177 51H178L179 53H178ZM231 51H230V53L233 52V51H232V52H231ZM242 51H243V50H242ZM259 51H260V52H259ZM183 52H184V53H187V54L185 55ZM225 52H226V51H225ZM227 52H228V51H227ZM237 52H238V51H237ZM78 53H79V52H78ZM182 53H183V54H182ZM228 53H229V52H228ZM238 53H239V52H238ZM255 53H256V52H255ZM255 53H254V55L256 56L257 54H255ZM262 53H263V52H262ZM161 54L163 55L164 58H165L166 55H169V56H167V57L164 59V58L161 56ZM211 54H212V55H211ZM242 54L245 56V53H242ZM164 55H165V56H164ZM179 55H181V56H179ZM184 55H185V56H184ZM203 55H200V56L202 57ZM205 55H204V56H205ZM215 55H216V53H215ZM215 55H213L214 58H215ZM228 55L233 56L234 54H227L226 56H228ZM246 55H248V53H247ZM251 55H252V54H251ZM251 55H250V58H251V59L248 58L249 55L247 56V59H246V57H243V59H242L241 57H238V58H239V61H240V60H242V61L244 60V61H245V59H246V61H245L246 63H245V64H247V60L250 59V60H252V61H251L252 63H256V62H253V61H256V60H257V59H256L257 57H256V58L254 57V60H253V59H252L253 57H252ZM156 56L158 57V59L155 60V57H156ZM159 56L162 57L163 59L160 58ZM170 56H171V57H170ZM178 56H179V57H178ZM186 56H187V57H186ZM198 56H199V55H197V57H198ZM200 56H199V59H197V57H196L195 59H196L197 61L201 60L202 58H200ZM207 56H208L209 58H208ZM259 56H260V54H259ZM259 56H258V57H259ZM262 56H263V55H262ZM262 56L259 57L260 59L258 58V61H259L260 63H259V65L257 64V66H259V67H260V64H262L261 61L264 60V57H263V59H262ZM210 57H211L212 59H211ZM217 57H218V56H217ZM217 57H216V58H217ZM233 57H234V56H233ZM235 57H236V58H235ZM235 57H234V58L237 59V56H235ZM147 58H148V56H147ZM153 58H152V59H153ZM159 58H160V60H159ZM240 58H241V59H240ZM244 58H245V59H244ZM174 60H175V61H174ZM215 60H217V59H214L213 61L215 62ZM237 60H238V59H237ZM260 60H261V61H260ZM169 61H167V62H169ZM179 61H180V60H179ZM258 61H257V63H258ZM164 62H165V63H164ZM177 62H178V61H177ZM181 62H182V61H181ZM181 62H178V63H181ZM210 62H211V61H210ZM240 62H241V61H240ZM158 63L162 64V65H161L162 67H161V66L159 67L160 64L158 65ZM172 63H173V64H172ZM183 63H182V65L180 64V65H179L178 67H176L175 69L169 65L170 71H171V72H174V73L177 74V71H179V70H177V68H179V69H180V68H181V69L184 68V67L182 68V66L184 65ZM242 63H243V62H242ZM249 63H250V62H249ZM252 63H251V64H252ZM263 63H264V62H263ZM187 64H188V63H187ZM189 64H190V62H189ZM153 65H154V67H153ZM133 66H134V65H133ZM133 66H132V67H133ZM155 66H157V67H155ZM180 66H181V67H180ZM187 66H188V68H189V67L191 66V64H190V66H189V65H187ZM187 66H186V69L184 68V71L182 70V72H181V71L179 72L180 74L184 72L183 77L181 76L182 78L180 77V74L178 73V74H179V78L183 79V78H185V76L188 75V73H185V70L188 71ZM253 66L255 67L256 64H253ZM253 66L251 67L250 64H249L247 68H253ZM259 67H258V68H259ZM262 67H264V66H261L260 68H262ZM154 68H155V69H154ZM165 68H166V67H165ZM167 68H168V67H167ZM190 68H191V67H190ZM190 68H189V71H190ZM256 68H257V67H256ZM256 68H255V69H256ZM260 68H259V70H260ZM253 69H254V68H253ZM255 69H254V71H255ZM263 69H264V68H263ZM263 69H262V70H263ZM164 70H165V69H164ZM176 70H177V71H176ZM191 70H192V69H191ZM246 70H247V69H245V71H246ZM250 70H251V69H250ZM256 70H257V69H256ZM192 71H193V70H192ZM192 71L189 72V74H190L189 77L191 76ZM199 71H200V70H199ZM252 71H253V70H252ZM165 72H167V70H165ZM165 72L163 71V73H165ZM194 72H195V71H194ZM194 72H193V73H194ZM247 72H248V71H247ZM256 72H257V71H256ZM256 72H255V73H256ZM174 73H173V74H174ZM200 73H201V72H200ZM204 73H206V71H203L201 74L204 75ZM207 73H208V71H207ZM176 74H175V78L178 79V77L176 76ZM178 74H177V75H178ZM186 74H187V75H186ZM197 74L199 75V73H197ZM247 74H248V73H247ZM249 74L251 75V74H254V73L249 72ZM249 74H248V76H249ZM198 75H196L195 77L197 78ZM243 76H244V74H243ZM246 76H247V75H246ZM251 77H252V76H251ZM110 78H111V77H110ZM186 78H187V77H186ZM186 78H185V79H186ZM191 78H194V76H191ZM196 78H195L193 81H195V80H197V79L199 80L200 76H199L197 79H196ZM57 79H58V78H57ZM125 79H126V78H125ZM187 80H188V78H187ZM191 80H192V79H191ZM179 81H180V80H179ZM188 81H189V80H188ZM188 81H187V82H188ZM193 81H191V83H190V84L188 83V84L191 86V84H192ZM194 84H195V83H194ZM197 84H198V82H197ZM192 85H193V84H192ZM193 86H197V85L195 84V85H193ZM186 88H188V87H186ZM190 88H191V87H190ZM194 88H195V89H194ZM194 88H193V87L191 88V89H194V90H195V91H194V90H191L192 92H193V91L196 92L197 90H199V89L196 90V87H194ZM186 90H188V89H186ZM88 92H89V91H88ZM194 92H193V93H194ZM196 93H199V92L197 91ZM61 94H62V93H61ZM76 94H77V93H76ZM77 95H78V94H77ZM65 96H66V95H65ZM74 96H75V95L73 94V96H72V93H71V97H74ZM66 97H68V96H66ZM66 97H65L64 99H67ZM69 97H70V96H69ZM75 97H76V96H75ZM97 97H98V95H97ZM90 99H91V98H90ZM38 100H39V99H38ZM229 100H230V99H229ZM63 101H64V100H63ZM67 101L69 102V100H67ZM67 101H66V102H67ZM71 103H72V102H69V103H67V104H71ZM74 103H75V102H74ZM64 104H65V102H64ZM49 105H50V104H49ZM53 106L55 107V105H53ZM66 106H67V105H66ZM68 106H69V105H68ZM41 107H42V106H41ZM72 107H73V106H71V108H72ZM50 108H51V107H50ZM61 108L63 109L64 107L61 106ZM65 108H66V107H65ZM65 108H64V110H67V109H65ZM71 108H69V109H71ZM35 109H36V107H35ZM44 109H45V108H44ZM55 109H56V108H55ZM69 109H68V110H69ZM53 110H54V109H51V111H53ZM57 110H58V109H57ZM59 110H60V109H59ZM68 110H67V111H68ZM60 111H61V110H60ZM70 111H71V110H70ZM70 111L65 112V113H69ZM94 111H95V110H94ZM53 112L55 113L56 110H54ZM44 113H45V112H44ZM44 113H42V114H44ZM46 113H47V114H48V113L50 114L51 112H46ZM56 113H58V112H56ZM59 113H62V115L64 114L63 112H59ZM76 113H77V111H76ZM95 113H97V115H98V112H97V111L94 112V114H95ZM51 114H52V113H51ZM99 114L101 115V112H100ZM111 114L113 115L112 112H111ZM17 115H18V114H17ZM35 115H36V114H35ZM40 115H41V114H40ZM52 115H53V114H52ZM54 115H55V114H54ZM60 115H61V114H60ZM68 115H70V114H68ZM95 115H96V114H95ZM95 115H93V117H96ZM100 115H99V116H100ZM112 115H108V116L112 118ZM33 116H34V115H33ZM36 116H37V115H36ZM56 116H57V115H56ZM101 116H104V115L102 114ZM14 117H15V116H14ZM34 117H35V116H34ZM43 117H44V116H43ZM61 117H62V116H61ZM65 117H67V116H64V118H65ZM73 117H74V116H73ZM117 117H118V116H117ZM44 118H46V117H44ZM49 118H50V117H49ZM69 118H70V117H69ZM15 119H16V118H15ZM32 119H33V118H32ZM35 119H36V117H35ZM47 119H48V118H47ZM55 119L57 120V118H55ZM62 119H63V118H62ZM62 119H61V121H62ZM70 119H71V118H70ZM101 119H102V120H105L106 118H105V116H104V118L101 117L100 120H101ZM107 119H108V118H107ZM19 120H20V119H19ZM36 120H37V121L39 120L38 123H37L38 126H39V127H42V126H43V127H42V128H38V127L36 126V127L38 128V129H36V127H34V129H36V130H34L33 127H31V128H32L31 131L29 130V129H31V128H28L27 131H30V135H29V132H27L26 129H25V132L28 133L27 135H29L28 137H25V136H24L25 132L23 133V136L25 137V140H27L28 142H30V145H31V146L28 145V144L26 143L27 141H26V142L23 141V144L26 143V144L29 146V147L27 146V148H28L29 151H30L31 149H32V151L36 150V151H37V153H36V151H35L36 155H35V153H33V152L31 153V151L28 153V154H30L29 156H28L27 153H26V154H25V153H22V152H26V151L28 152V150H27L26 148H25L24 151H22V149H24V146H26V145H24L23 148H21V146H22L23 144H20L21 146H19L18 144H16V145H15V146L17 147L16 149L13 148L14 145L11 146V147L13 148V150H15L14 153H16L17 156L20 155V158H18V159L15 158V159H17V162L14 163V161H13L14 158L12 157V158H13V159H12L13 162H12L11 164H10V162L7 161V162L10 164V168H11V169H8V170H13V167H11V166H14L16 163H18L19 166H20V170H21V171L18 170V169H16L15 166H14L15 171L17 170V172H15L16 174L13 173L12 171H11V172L14 174V176H15L14 179L16 180V182H15V180H14L13 177H12L11 179L14 180V182L11 181V182H12V183H11V182L8 181V182L11 183L12 185H10V184L7 185V182H6V183H2V181H1L2 184L0 183V184H1V185H0V196H1L2 198H3V195H4V194L6 195V196L4 195L5 198H6V197L8 198V195H9V194H13V195H14V196L10 195L11 197H13V201H10V200H12L11 197L8 198L9 201H8L7 199H5V200H7L8 202H7V201H4V200L0 197V200L2 199L1 201H4L3 203H5V204H6V202L8 203V204H6V206H4L3 203H2L3 205L0 203V205L2 206V208H3V207L6 208V210H5L4 212L8 215V216H5V217L7 218V225H8V228H7V225L5 224V223H6V221H5L6 218L4 217V215H6V214H4L3 216H2V214H0V218H1V217L5 218V220L1 219V220H3V223H4V224H1L2 221H0V225H1V226H3V225L5 226V225H6V229H7V231L9 232V233H8V232L6 231V229H5V231L7 232V236H5L4 238H3V236H2L3 239H2V242H0V264H85V263H86V264H88V263H89V264H95V263H97V262L94 263L95 255H94L93 252H91V251L88 249V247H87V249L84 250V252H83L82 254H78V255L76 254V256H75V255L73 256V255H72L73 253H72V254L70 253V251L73 249V248L70 247V246H69V247L72 248V249L69 248L70 250H68V249L65 248L66 250L63 251V248H64L63 246H64V245L62 244V243H63V241H62V237H64V236H62V234H63V233H62V229H63V227H61V224H62V223H60V222H61V219L63 220V218H62L61 216H62L63 214H64V215H65V214H68V215H67L68 217H69V215H70V217H71V215L74 216L73 214H75V212H77V211H75V210H78L79 207H80V210L82 209V208H81V207H82V204L85 205L86 203L89 204L90 201H94V199H92V198H90V199H91V200H90L89 197H90V196L93 197V196H92V195H93L92 192L94 191V189H97V188H95L97 185H99L98 188H101V186H100V185H101V182H102L101 180H103V183H102L103 185H105V182H106V183L108 182L109 184H108V183H107V184H108V185H111V183H114L113 180L115 181V183H118L116 180L118 179L119 176H121V174H118L120 171H119V172H118V171H116V172H111L110 170L115 169L116 166H115L114 168H112L111 166H109V165H110L109 163L115 162V161L118 159L117 154H116V153H117V152H116V151H117L116 149H117V147L119 148V146H118V144H117V146H115L117 142H114V141H113L114 143H111V142H112V141H111V136H112V135H111V136L109 137L110 140L108 139L109 141H108L106 144L109 145V143H110L111 145H113V148H114V146H115V148H116V149H114V150H115V153L112 152L113 150H112V146H111V145H110V146H111V148H110V146H107L106 144H104V147H105V148H103L104 150H101L102 145H100V144L98 143L99 141H97V140H96L97 143L95 144V149L97 148V150H98V151L100 150V151L95 153V151H93V150H95V149H93V147H94V145H93V144H94V143H93L94 140H93V141H92V143H93L92 145H93V146L91 145V146H92V147H91V146L89 145V146L91 147L90 151H91L92 149H93V150H92L91 152L88 151L89 153L87 152V153L85 154V153H84V149H82V150H83V151H82L81 148H80V144H79L80 142H82L81 139H83V138H82L83 136H79L80 134H82V133L84 132V131H82L83 126H82V129L80 128V126H78L79 128L76 126L77 128H76L75 130L78 131L79 129H81V132H82V133H80V132L78 131V132H79V135H78V136L81 137V139H79L78 136H75V137L78 138L77 141H78L79 143L76 142V141H72V140H73L72 137H73V135H74V134L72 135V133H77V132H71V133H69V134H71L72 137L69 136V134L67 133L68 136H69L70 138H69L68 136L66 137V135H64V136H65L64 139H65V140H67V138H68V139H71V141H72L73 143H69V144L67 143V142H71V141H67L65 145H64V143H63V145H62V143H61V144L59 143V144H60V145L58 144V145H59V146H58L59 149H58L57 146H56V149H54V146H53V149H54V150L52 151V150L50 149V151H51L52 153L49 154V156H47V153H50V152H49V151H45V152H44V149H45V148H48V147L51 146V145L48 144V145H49L48 147H46L47 145H45V144H47L46 142L49 141V139H48L49 136L47 137L46 135H47V134L50 135V133H49L50 131H48L47 134H46V131L50 128L49 126H51V125L48 126V124H47V127L44 126V125H46V123H49V122H46V121H45V123H44V122L41 123L42 121H44L43 118H42V120H41V119H36ZM40 120H41V122H40ZM52 120H53V119H52ZM59 120H60V116L58 117V121H59ZM65 120H66L65 122H67V119H65ZM108 120H110V119H108ZM58 121H56V122L58 123ZM63 121H64V120H63ZM80 121H82V120L80 119ZM83 121H84V120H83ZM28 122H31V121H28ZM28 122H27V123H28ZM33 122H34V121H32V123H33ZM85 122H86V121H84V124H85ZM108 122H109V121H108ZM108 122H107V124H109ZM39 123L42 124V126H41ZM54 123H55V122H54ZM62 123H63V122H62ZM67 123H68V122H67ZM72 123H74V122H72ZM79 123H80V122H79ZM79 123H76V124L79 125ZM81 123H82V122H81ZM114 123L116 124L115 121H114ZM18 124H19V123H18ZM25 124H26V123H25ZM25 124H24V125H25ZM28 124H29V123H28ZM28 124H27V125H28ZM43 124H44V125H43ZM52 124H53V123H52ZM102 124H106V123L103 122ZM35 125H36V123H35ZM82 125H83V123H82ZM109 125H110V124H109ZM21 126H22V125H21ZM21 126H20V127H21ZM29 126H31V125H29ZM29 126H27V127H29ZM70 126H71V125H70ZM106 126L108 127V125H106ZM106 126H105V127H106ZM112 126H113V125H112ZM116 126H117V124H116ZM8 127H9V126H8ZM10 127H12V125H11ZM10 127H9V129H10ZM44 127L48 128V129L45 128V130H46V131H45V130H43ZM52 127H53V126H52ZM52 127L50 128L51 133L54 132V131L52 130V129H53ZM120 127H121V126H120ZM16 128H17V127H16ZM16 128H15L16 131L19 130V129H16ZM18 128H19V127H18ZM22 128H23V127H22ZM72 128H73V127H72ZM11 129H12V128H11ZM13 129H14V127H13ZM20 129H21V128H20ZM107 129H108V128H107ZM109 129H110V128H109ZM117 129H118V128H117ZM120 129H121V128H120ZM33 130H34L35 133L33 132V134H32V131H33ZM37 130H39V131H37ZM40 130H41V131H40ZM42 130H43V132H42ZM67 130H70V128L67 129ZM71 130H72V129H71ZM95 130H96V129H95ZM102 130H103V129H102ZM0 131H1V130H0ZM3 131H4V130H3ZM5 131H6V130H5ZM9 131H10V130H9ZM9 131H8V132H9ZM13 131H14V130H13ZM21 131H22V129H21ZM44 131H45V133H44ZM72 131H73V130H72ZM97 131H99V130H97ZM97 131H96V132H97ZM104 131H105V129H104ZM104 131H103V132H104ZM10 132L12 133V131H10ZM22 132H23V131H22ZM37 132H38V133H39V132H42V135L38 134ZM61 132H62V131H61ZM101 132H102V131H101ZM105 132H106L105 134H108L107 131H105ZM115 132H116V131H115ZM15 133H16V132H15ZM17 133L20 134V131L17 132ZM55 133H56V132H55ZM55 133H54V134H51V135L54 136ZM0 134H2V132H1ZM3 134H4V133H3ZM3 134H2V135H3ZM7 134H8V133H7ZM13 134H14V133H13ZM19 134H18V137H19ZM34 134H35V135H34ZM36 134H38V136H39L38 138H37ZM44 134H45V135H44ZM57 134H58V133H57ZM63 134H64V133H63ZM77 134H78V133H77ZM77 134H76V135H77ZM115 134H116V133H114L113 136H114ZM2 135H1V136H2ZM9 135H11V134L9 133ZM15 135H16V134H15ZM32 135H33V137L36 136V140H35V138H34V142H32V143H35V141H36V143H35V145H36V149H35V145L33 144V145H34V146H33V145L31 144V141H30V140H33V139H32V138H33ZM43 135L47 137V138L44 137V138H45L44 140L47 139L45 143H44V142H41V141L38 140V139H43ZM51 135H50V136H51ZM101 135H102V133H101ZM108 135H110V134H108ZM1 136H0V137H1ZM3 136H4V135H3ZM3 136H2V137H3ZM20 136H22V135H20ZM30 136H31L32 138H31L30 140H28V138H29ZM53 136H51V137H53ZM58 136H59V134H58ZM95 136H96V135H95ZM95 136H94V137H95ZM113 136H112V137H113ZM117 136H118V135L116 134V137H117ZM13 137H14V135H13ZM13 137H11L12 139H11V138H10V139L13 140ZM18 137H17V138H18ZM40 137H41V138H40ZM54 137H55V136H54ZM94 137H93V138H94ZM99 137H100V135H99L97 138H99ZM106 137H108V136H106ZM114 137H115V136H114ZM116 137H115V138H116ZM118 137H119V136H118ZM118 137H117V138H118ZM3 138H4V137H3ZM8 138H9V137H8ZM21 138H23V137H21ZM26 138H27V139H26ZM117 138H116V139H117ZM0 139L2 140V138H0ZM10 139H9V143H10ZM55 139H56V138H55ZM120 139H121V137H120ZM127 139H128V138H127V136H126V138L124 139V141H122V142L120 141V144L122 143V144H121L122 147L125 148V149L123 148L124 150H126L127 148L130 149L128 146L130 145V147H131V145H132L131 143H129L128 146L124 145V144L126 143L125 141H127ZM5 140H6V138H5ZM15 140H16V139H15ZM15 140H14V141H15ZM22 140H23V139H22ZM22 140H21V142H20V139L18 138V142H19V143H22ZM50 140H52V139H50ZM58 140H59V138H58ZM60 140H61V139H60ZM74 140H76V139H74ZM118 140H119V139H118ZM38 141H39V142H38ZM115 141H116V140H115ZM40 142H41V144H38V145H37V143H40ZM52 142H53V141H52ZM55 142H56V140H55ZM57 142H58V141H57ZM57 142H56V143H57ZM64 142H65V141H64ZM128 142H130V141H128ZM4 143H6V141H5V142L3 141V144H4ZM87 143H88V142H87ZM123 143H124V144H123ZM10 144L12 145V143H10ZM13 144H14V143H13ZM42 144H43V146H45V148H43V149L41 148V147H43ZM52 144H53V143H52ZM88 144H89V143H88ZM97 144H98L99 147H101V148H99ZM114 144H115V145H114ZM123 145H124V146H123ZM6 146H7V145H6ZM32 146H33L34 148H33ZM62 146H63V148H62ZM77 146H78V148H80V151H78L79 149H77ZM106 146L109 147L108 150H109V152L111 153V154L109 153L108 156H107V154H106L107 157H105V156L103 155V154L106 153L105 151H107V150H106V149H107ZM125 146H126V147H125ZM11 147H9V148L11 149ZM18 147L20 148V150H21L22 152L18 150ZM39 147H40L41 149H40ZM66 147L69 148L70 150L67 149ZM0 148H1V147H0ZM4 148H5V146H4ZM1 149H3V148H1ZM66 149L69 150V151H71V152L67 151ZM128 149L126 150L127 153H128V151H129ZM4 150H5V149H4ZM13 150H10V152H12ZM38 150H40V151H38ZM42 150H43V151H42ZM45 150H46V149H45ZM7 151H8V152L4 151V153H8L7 156L11 159V157L9 156V154H10L9 149H7ZM18 151L21 152V153L19 154ZM81 151H82V152H81ZM85 151H86V149H85ZM40 152H41V153H42V152L45 153V154H43V158H42V159H44V158H45L44 156H46V157L48 158V162H47V160H46L47 158H45L44 160H41V161H43L41 164H40V162H41L40 160H39L38 162L36 161V160L39 159V157L42 156V154H41ZM121 152H122V151H121ZM121 152L118 150V154L121 153ZM17 153H18V154H17ZM78 153H80V154H78ZM113 153L116 154L117 159H116L115 156H113ZM123 153H124V151H123ZM123 153L120 154V155H121V156H122V155L125 156L126 154H123ZM21 154H22V155L25 154L24 156H26L27 158H26V157H25V158H24V157L21 158V156H22ZM66 154H67V155H66ZM69 154L72 155V157H73L74 155L77 157V158H75V157H73V158L70 157L71 159L69 158L70 160H72V162H71L72 165H71V166H72V168H74V169L71 168L72 170H70V169L67 170V169H66V168H67V167H66L67 161H69V159H68L66 156L69 157ZM11 155H12V154H11ZM38 155H40V156H38ZM81 155H82L83 157H82ZM111 155H112V158H110ZM12 156H13V155H12ZM31 156H35V157L37 156V157H36V158H35V157H34V158L32 157L33 159L31 158V160H30V157H31ZM78 156H79V157H78ZM103 156H104V158H103ZM49 157H50L51 159H49ZM80 157H81V158H80ZM108 157H109L110 159H109ZM113 157H115V158H113ZM9 158H8V159H9ZM37 158H38V159H37ZM78 158H79V159H78ZM82 158H83V159H82ZM106 158H107V159H106ZM124 158H125V157H124ZM15 159H14V160H15ZM34 159H36V160H34ZM40 159H41V158H40ZM67 159H68V160H67ZM108 159H109V160H108ZM112 159H116V160H112ZM126 159H127V158H126ZM32 160H34V161H32ZM45 160H46V161H45ZM107 160H108V162H107ZM110 160H112V162H111ZM2 161H3V160H2ZM15 161H16V160H15ZM44 161H45L46 164H47V165L45 164L46 166H45V165L43 166ZM118 161H120V160H117L116 162H118ZM125 161H126V160H125ZM125 161L123 162V164H125ZM120 162H121V161H120ZM3 163H4V162H3ZM13 163H14V164H13ZM65 163H66V164H65ZM80 163H81V164H80ZM126 163H127V162H126ZM6 164H7V163H6ZM18 164H17V165H18ZM68 164H70V162H68ZM112 164H113V163H112ZM115 164H117V163H115ZM127 164H128V163H127ZM0 165H1V164H0ZM4 165H5V164H4ZM4 165H3V166H4ZM7 165H8V164H7ZM7 165H6V166H7ZM17 165H16V166H17ZM40 165L42 166V168H41ZM117 165L120 166L121 164L118 163ZM107 166H109L108 169H107ZM113 166H114V165H113ZM119 166H118V168H119ZM65 167H66V168H65ZM105 167H106V168H105ZM125 167H127V166H125ZM18 168H19V167H18ZM21 168H22V169H21ZM47 168H48V169L50 168L49 171H48V175H49V172H50V177H51V175H52V177H54V179H53V178H52V179H53V180H56V181H53V180H50V181H49V182H50L49 184L52 183L51 186L53 185V186H52V190H51V189H48V188L46 189V185H47L46 183L48 182V178H47V182H45V183L43 182V180L46 178V176H48L47 173H45V172L47 171V170L45 171V169H47ZM77 168H78V170H77ZM110 168H111V169H110ZM123 168H124V167H123ZM3 169H4V168H3ZM6 169H7V168H6ZM23 169L28 170V171H27L28 173H27L26 170H25L26 173L23 174V172H22ZM104 169H106L105 172H102ZM120 169H121V171H122V167H121ZM125 169H127V168H125ZM1 170H2V169H1ZM31 170H32V171H31ZM66 170H67V171H66ZM69 170H70V171H69ZM73 170H77L76 173H79V172H80V173H81V172L84 173V172H85L84 174L80 175L81 178H79V183H80L81 185H83V187H82L81 185H79L80 187H82L81 189L79 188L78 184L75 185L74 187H73L72 185H69V184L71 183V180L69 181V179L72 178L71 174H70V175H66V176L64 175V174H66L65 172H67V174H68V173L71 172V171L74 173V175H76L75 171H73ZM108 170H109L110 172H109ZM115 170H117V169H115ZM123 170H124V169H123ZM13 171H14V170H13ZM19 171H20V174H17V173H19ZM30 171H31V173H29ZM106 171H107V176L105 175ZM125 171H126V170H125ZM141 171H142V170H141ZM21 172H22V174H21ZM108 172L110 173L109 175H111V173H113V174L116 173L114 176H116L117 174H118L119 176L117 177V179H116V177H114V178L111 180L112 182L109 180L110 178L108 179L109 181L106 180V181L104 182V179H106L107 177H109V176H108ZM142 172H144V171H142ZM73 173H72V174H73ZM80 173H79V174H80ZM124 173H125V172H124ZM13 174H12V175H13ZM29 174H30V175H29ZM79 174H77V175H79ZM113 174H112V176H113ZM8 175H9V174H8ZM45 175H46V176H45ZM100 175H102V176L100 177ZM103 175H104V177H106V178H103ZM16 176H17V177H16ZM70 176H71V177H70ZM112 176H111V178H112ZM50 177H49V179H50ZM65 177H67V179H66ZM69 177H70V178H69ZM55 178H56V179H55ZM68 178H69V179H68ZM98 178H101V180L98 179ZM102 178H103V179H102ZM121 178H122V177H121ZM121 178H120V179H121ZM74 179H75V178H74ZM115 179H116V180H115ZM5 180H7V179H4V182H5ZM8 180H9V178H8ZM64 180H66V181L64 182ZM67 180H68V181H67ZM75 180H78V178H76ZM89 180H91V182H92V180H93V181H94V180H98L100 183H99L98 181H96V182H92L93 185H95V187H94L92 184H90L91 182L89 183ZM52 181L54 182V184H53ZM66 182H68V183H66ZM85 182H86V183H85ZM110 182H111V183H110ZM14 183H15V184L18 183L17 186H16ZM77 183H78V181H77ZM84 183H85L86 186L84 185ZM87 183H88V184H87ZM94 183H95V184H94ZM4 184H6V185H4ZM13 184L16 186V188H15V186H14ZM44 184H45V185H44ZM89 185H90V186H89ZM108 185L104 187L105 190H106V187H107V188H110V187H108ZM4 186H5V187H4ZM6 186H7V187H6ZM8 186H9V187H8ZM11 186H13V188H12ZM91 186H93L94 189H93V187H92V188H89V187H91ZM17 187H18V188H17ZM67 187H68V188H67ZM84 188H87V189H89V190L91 189V190H90V191H89V190L86 191V189H84ZM102 188H103V186H102ZM92 189H93V190H92ZM83 190L85 191V194H86V193L89 194V195L87 194V196H88V197L86 196L87 198H86V197L83 198V197L85 196ZM97 190H98V189H97ZM107 190H108V192H109L110 189H107ZM103 191H104V190H103ZM94 192H96V191H94ZM108 192H106V193H108ZM110 192L113 193L112 191H110ZM110 192H109V193H110ZM1 193H3V195H1ZM81 193H83V194H81ZM90 193H92V194L90 195ZM7 194H8V195H7ZM95 194H96V193H95ZM78 195H80L81 197L78 196ZM82 195H84V196H82ZM97 195H99V194H97ZM94 196H96V195H94ZM79 198H82V201H80L81 199L78 200ZM14 199H15V200H14ZM85 199H86V200H85ZM97 199H98V196H97ZM84 200H85V201H84ZM88 200H89V201H88ZM100 200H101V199H100ZM97 201H99V200L94 201V203L91 202L90 205H92V206H90V207L92 208V207H93V204L96 205L95 202H97ZM77 202H78V205H79V203L81 204V205H79V207H78V205H77ZM82 202H83V203H82ZM98 203H99V202H98ZM95 205H94V207H95ZM1 206H0V208H1ZM85 207H87V205H85ZM96 207H98V206H96ZM96 207H95V209H98V208H99V207H98V208H96ZM83 208H84V207H83ZM91 208H90V209H91ZM90 209L87 207V210H90ZM93 209H94V208H93ZM93 209H91V211H92V213H94V215H93V214H90V213H89V214H90L91 216H90L89 214H86L87 216L89 215L88 218H89V217H93V216L95 217V215L99 214V213H98L99 210L95 213L96 210L94 209L95 211L93 212ZM99 209H100V208H99ZM103 209H104V208H103ZM80 210H79V211H80ZM83 210H85V209H83ZM87 210H86V211H87ZM0 211H1V210H0ZM73 211H74V212H73ZM79 211L77 212L78 214L76 213L77 216H78V215L80 216V215H82V214L85 212V211H82L83 213L81 214V213H79ZM2 212H3V211H2ZM2 212H1V213H2ZM71 212H72V214H71ZM199 212H200V211H199ZM200 213H201V212H200ZM203 213H204V212H203ZM205 213H206V212H205ZM64 215H63V216H64ZM86 215H83V216H85V218H86V217H87ZM75 216H76V215H75ZM18 217L21 218V219L24 218V219L26 220V222H27V223L29 222V223L27 224V223L24 221V219H22V220L25 222V223H24L23 221H21V219H17ZM59 217H60V218H59ZM68 217H67V218H68ZM81 217H82V216H81ZM96 217H97V216H96ZM105 217H106V216H105ZM10 218H11V220H10L11 223H8V221H9ZM13 218H15V219H14V221H15L14 223H12V222H13ZM64 218H66V217L64 216ZM18 220H20V221H18ZM59 220H60V221H59ZM64 220H66V219H64ZM16 221L18 222L17 224H16ZM118 222H119V221H118ZM19 223H24V224H20V225H19ZM106 223H107V221H106ZM9 224H11V225H13V226H14V224H16V225H15V227L17 226V230H16L17 232L15 231L16 233H15L14 230H13V228H15V227L12 228V226H11V228H9V227H10ZM23 225H29V226L26 228V233L23 231V230H25V229H22ZM19 226H20V228H18ZM117 226H118V225H117ZM61 228H62V229H61ZM8 229H9V230H8ZM10 229H11V230H10ZM114 229H115V228H114ZM119 229H120V228H119ZM119 229H118V230H119ZM251 229H252V228H251ZM118 230H117L116 232H117L118 234H119V233L122 234V233H121V230H120V231H118ZM157 230H158V229H157ZM5 231H4V232H5ZM91 231H92V230H91ZM102 231H103V230H102ZM4 232H2V234L6 235V232H5V233H4ZM74 232H75V231H74ZM74 232H73V233H74ZM99 232H100V231H99ZM111 232H113V231H111ZM116 232H115V234H116ZM10 233H11V235H10ZM101 233H102V232H101ZM101 233H100V234H101ZM0 234H1V233H0ZM8 234H9V235H8ZM75 234H76V233H75ZM87 234H88V233H87ZM91 234H92V233H91ZM97 234H98V233H97ZM110 234H111L110 236H113V239H114V238H115V239H118V238L121 239V237H119L120 234H119V235L116 234L115 237H114V233H110ZM112 234H113V235H112ZM105 235H106V234H105ZM107 236H108V234H107ZM107 236H106V237H107ZM110 236H109L108 239H106V240H105L104 238H103V239H98V240H96V241H98V245L100 246V249H105L106 246H109V245H110V241H112V240H110V239H111ZM125 236H126V235H125ZM65 237H66V236H65ZM65 237H64V238H65ZM89 237H90V236H89ZM104 237H105V236H104ZM64 238H63V239H64ZM82 238H83V237H82ZM0 239H1V235H0ZM115 239H114L113 241H117L118 243H123V242H124L123 240L120 241V239H118V240H119V241H118V240H115ZM123 239H124V237H123ZM65 240H66V239H65ZM65 240H64V241H65ZM85 240H87V238H86ZM85 240H84V241H85ZM90 240H91V239H90ZM240 240L243 241V238H240ZM61 241H62V243H61ZM91 241H92V240H91ZM91 241H90V243H91ZM96 241H95V242H96ZM125 241H126V240H125ZM65 242H66V241H65ZM65 242H64V243H65ZM75 242H76V241H75ZM77 242H79V241H77ZM82 242H83V241H82ZM82 242H81V244H82ZM87 242H88V241H87ZM233 242H234V241L230 242V244L232 243L231 245H235V244H236V240H235V242H234L235 244H233ZM245 242H247V241H245ZM60 243L63 245V246H62L63 248H61ZM112 243H113V242H112ZM228 243H229V242H228ZM238 243H239V241H238ZM65 244H66V243H65ZM69 244H70V243H69ZM71 244H72V243H71ZM75 244H76V243H75ZM77 244H79V243H77ZM95 244H96V243H95ZM239 244H241V243H239ZM79 245H80V244H79ZM242 245H243V244H242ZM244 245H245V244H244ZM235 246H238V244L235 245ZM65 247H66V246H65ZM83 247H84V246H83ZM95 247L97 248V246H95ZM104 247H105V248H104ZM109 247H111V246H109ZM109 247H108V248H109ZM98 248H99V247H98ZM61 249H62V252L60 251ZM96 250H97V249H96ZM59 251H60V252H59ZM75 251H76V250H75ZM102 251H103V250H102ZM102 251L99 250V252H97V253H98V254H101ZM71 252H72V251H71ZM73 252H74V250H73ZM79 252H80V251H79ZM169 252H170V251H169ZM58 253H61V254L58 255ZM159 255H160V254H159ZM159 255L157 254L156 256H159ZM153 256H154V258H152L151 261H152V260L154 261L155 258H156V260H157V259H158V260H162V258H161L162 255H160L161 257L159 256L158 258H157L155 255H153ZM102 257H104V256H101L100 259H101ZM159 258H160V259H159ZM97 259H98V258H97ZM105 259H106V258H105ZM98 260H99V259H98ZM98 260H97V261H98ZM102 260H103V259H102ZM158 260H157V261H158ZM103 261H104V260H103ZM105 261H106V260H105ZM106 263H108V261H107ZM101 264H102V263H101ZM103 264H105V263L103 262ZM118 264H120V263H118Z\"/></svg>",
  "mask_w": 264,
  "mask_h": 264
}]
</instances>
